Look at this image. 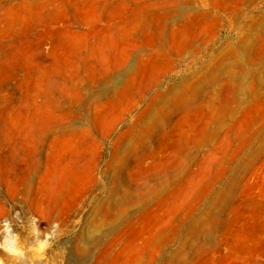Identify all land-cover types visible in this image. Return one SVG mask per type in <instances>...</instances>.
<instances>
[{
    "label": "rangeland",
    "instance_id": "374dc122",
    "mask_svg": "<svg viewBox=\"0 0 264 264\" xmlns=\"http://www.w3.org/2000/svg\"><path fill=\"white\" fill-rule=\"evenodd\" d=\"M0 264H264V0H0Z\"/></svg>",
    "mask_w": 264,
    "mask_h": 264
}]
</instances>
